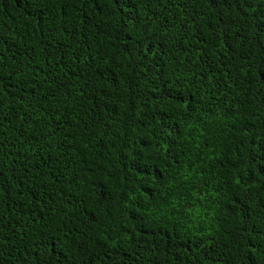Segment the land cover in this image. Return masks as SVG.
I'll return each mask as SVG.
<instances>
[{"label":"trees","instance_id":"16d2710c","mask_svg":"<svg viewBox=\"0 0 264 264\" xmlns=\"http://www.w3.org/2000/svg\"><path fill=\"white\" fill-rule=\"evenodd\" d=\"M0 264H264V0H0Z\"/></svg>","mask_w":264,"mask_h":264}]
</instances>
